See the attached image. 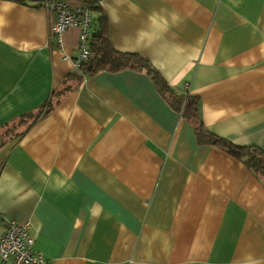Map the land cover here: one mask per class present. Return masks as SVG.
<instances>
[{"label":"crops","instance_id":"1","mask_svg":"<svg viewBox=\"0 0 264 264\" xmlns=\"http://www.w3.org/2000/svg\"><path fill=\"white\" fill-rule=\"evenodd\" d=\"M97 2L112 48L148 63L166 89L144 67L78 81L80 28L58 44L52 12L0 0V235L6 220H29L48 264L264 255V175L207 137L264 162V0ZM90 15L94 32L100 12ZM186 95L196 120L177 105Z\"/></svg>","mask_w":264,"mask_h":264},{"label":"trees","instance_id":"2","mask_svg":"<svg viewBox=\"0 0 264 264\" xmlns=\"http://www.w3.org/2000/svg\"><path fill=\"white\" fill-rule=\"evenodd\" d=\"M14 1L20 4H28L34 6H42L46 0H7ZM82 3L83 8H86L89 12H100V16L97 19V26L94 32H90L88 39V46L90 49V56L88 59L84 60L78 71L75 73V77L80 81L84 76L93 74L102 69H109L111 71L119 70L121 68L130 67V68H145L153 76L155 81L163 89L165 84L162 83L163 80L160 78L158 73L145 61L137 57L136 55L118 52L112 48L108 35L105 32L104 28V14L103 9L100 3L97 0H79ZM66 2V1H65ZM67 3V2H66ZM198 101L196 97L186 95L180 98V102L177 103L180 111L192 118L193 120L197 119ZM196 130L199 136L203 134V125L202 123H197ZM208 140L221 147L231 155L242 158L245 162L253 168L256 172H259L261 175H264V162L262 156L259 153H254L253 151L246 150L240 146H236L231 142L218 137L212 133L207 134ZM203 139V138H202Z\"/></svg>","mask_w":264,"mask_h":264},{"label":"built area","instance_id":"3","mask_svg":"<svg viewBox=\"0 0 264 264\" xmlns=\"http://www.w3.org/2000/svg\"><path fill=\"white\" fill-rule=\"evenodd\" d=\"M53 13L51 35L58 44L62 43L63 34L72 27H79V55L73 61V67L90 56L88 39L90 36L91 15L83 6L71 7L65 0H46L43 5ZM5 229L0 235V259L3 264H48L43 253L32 249L33 241L28 236L31 227L29 220H6Z\"/></svg>","mask_w":264,"mask_h":264},{"label":"clouds","instance_id":"4","mask_svg":"<svg viewBox=\"0 0 264 264\" xmlns=\"http://www.w3.org/2000/svg\"><path fill=\"white\" fill-rule=\"evenodd\" d=\"M115 2L117 4L121 3V0H115ZM11 5L8 6V9H10ZM133 9H135V5H132ZM6 9V10H8ZM108 16H109V20L112 22L113 25H117L120 23V16L116 10L115 7H109L108 8ZM159 18L160 23L163 25V31H167L168 27H169V21L168 18L165 16H161L159 15V13L157 12H153L150 16L149 19L152 20L154 18ZM172 19L173 21H175L177 18L175 16V14H172ZM138 41L140 40H147V34L144 33L142 30L138 33L137 36ZM150 43V41H149ZM243 264H264V255H254L252 253H248L245 257V259L243 260Z\"/></svg>","mask_w":264,"mask_h":264},{"label":"rangeland","instance_id":"5","mask_svg":"<svg viewBox=\"0 0 264 264\" xmlns=\"http://www.w3.org/2000/svg\"><path fill=\"white\" fill-rule=\"evenodd\" d=\"M88 59V58H87Z\"/></svg>","mask_w":264,"mask_h":264}]
</instances>
